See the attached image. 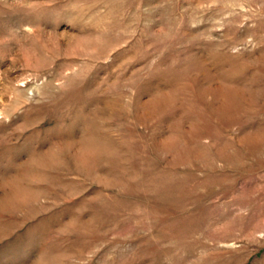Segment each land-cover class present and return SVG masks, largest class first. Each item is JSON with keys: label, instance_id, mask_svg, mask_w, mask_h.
I'll use <instances>...</instances> for the list:
<instances>
[{"label": "rangeland", "instance_id": "374dc122", "mask_svg": "<svg viewBox=\"0 0 264 264\" xmlns=\"http://www.w3.org/2000/svg\"><path fill=\"white\" fill-rule=\"evenodd\" d=\"M0 264H264V0H0Z\"/></svg>", "mask_w": 264, "mask_h": 264}]
</instances>
